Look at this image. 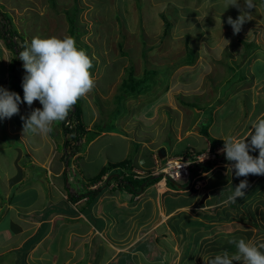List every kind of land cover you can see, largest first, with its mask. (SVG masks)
Returning a JSON list of instances; mask_svg holds the SVG:
<instances>
[{
    "label": "rangeland",
    "instance_id": "rangeland-1",
    "mask_svg": "<svg viewBox=\"0 0 264 264\" xmlns=\"http://www.w3.org/2000/svg\"><path fill=\"white\" fill-rule=\"evenodd\" d=\"M240 2L243 4L244 0ZM253 3L255 7L249 10L251 20L242 26L238 34L233 33L227 19L229 16L237 19L240 12L235 7L225 8L224 0H0V11L10 19L9 26H13L28 45L37 36H72L67 13L77 9L76 31L72 37H75L78 48L85 50L93 59L94 66L90 71L96 87L87 95L90 104L85 102L84 105L82 99L77 103L83 126L95 119L94 131L118 132L120 127L126 130L133 125L135 134L141 137H155L159 133L171 131L174 138L183 140L195 133L198 123L203 120L201 131L204 126H209L211 137L224 141L229 138L247 139L253 132V122L258 118L264 119V79H259L254 71L257 64H264V0H253ZM165 19L170 23L169 28L166 27ZM243 41L257 48L250 59ZM190 49L197 52L194 62L191 65L182 64ZM233 63L241 66L238 70L246 76L245 80H229L231 74L228 69ZM132 69L137 80L126 81ZM153 69L158 71L155 80H142L146 70ZM10 81L9 90L24 95L22 79L13 77ZM125 81L137 89L142 87V96L138 95L136 100L126 99V92L131 89L123 86ZM3 87L7 88L6 85ZM189 103L199 107L190 108L186 105ZM122 116L123 119L117 121ZM59 123L54 124L53 131ZM188 144L191 146L186 147ZM201 144L204 146L203 135L196 134L178 147L193 150ZM10 145L16 156L14 142H0L1 148ZM85 146L89 148L88 142H85ZM137 147L139 151L141 146ZM257 152L250 154L257 157ZM103 160L105 157L100 161ZM220 163L221 167L216 169V178H220L217 184L225 185L222 174H228L225 165L229 162L222 160ZM26 165L27 162L19 165L17 172L20 174L17 178L23 176V186L28 187V190L33 180L32 188L26 195H15L14 200L27 205L34 202L32 205H35L37 199L34 195L38 192L35 184L44 188L48 186L39 170H32V180L27 178L24 170ZM228 175L235 177L234 172ZM261 176L264 177H245L250 190L235 202L229 200L231 193L227 191L226 202L215 208L216 212L207 213L211 217L207 221H197L194 215L192 218L195 221L181 218L170 220L167 221L169 228H166L170 231H163L164 227L159 224L153 228H150L151 224L147 227L149 222L145 228L136 225L129 229L130 235L123 237L118 247L125 253H132L134 259V254L137 256L138 252L129 251V245L146 232L142 237L149 238L151 243L158 238L160 242L169 243L168 254L176 256L175 264H204V260L214 258L224 251L230 254L235 252V246L229 243L233 237L250 240L258 246L264 243V178L261 179ZM201 182L203 185L206 179H201ZM239 183L231 180L230 192L233 193ZM261 186L262 189L259 188ZM56 206L65 211L69 209L62 202ZM108 217L115 222L112 216ZM108 226L104 231L106 238L116 236L118 239L119 231L126 232L125 235L128 232V229L119 227V231H113L112 226ZM11 229L10 216H0V232L8 234ZM42 232L46 233V227ZM165 233H169V236H165ZM142 245L148 248L147 241ZM13 246L18 245H0V264H38V260L42 259L36 257L35 252H30L28 246L12 256L7 252ZM113 247L117 249V245ZM146 248L139 247L142 251ZM91 249L88 243L81 244L78 251L74 249L77 257H80L77 263L90 264ZM116 255L118 253L111 254L106 249L98 264H110L114 260L117 262ZM134 264L150 262L138 257ZM165 264L173 263L165 259Z\"/></svg>",
    "mask_w": 264,
    "mask_h": 264
},
{
    "label": "crops",
    "instance_id": "crops-1",
    "mask_svg": "<svg viewBox=\"0 0 264 264\" xmlns=\"http://www.w3.org/2000/svg\"><path fill=\"white\" fill-rule=\"evenodd\" d=\"M14 59V54L7 49L0 36V86L6 85L7 89L11 87L10 80L13 77L22 79L24 75L13 70ZM16 83L20 84L19 80H16ZM125 98L135 99L134 97ZM82 100L84 105L85 102L90 104L87 96ZM20 107L22 108L20 114L10 119L0 120V142H14V148H16L15 156V153L11 151L13 144L7 148L0 147V183L3 191L0 193V216H10L12 226L8 234L0 232V245H18L9 248L7 253L10 255L21 252L25 250L24 247L28 246L30 252H35L36 257L42 258L38 260V264H77L80 257H77L73 250L78 251L84 243L92 247L90 260L95 256L105 254L106 249H109L111 254H117L124 251L118 246L123 237L130 235L129 229L136 225L145 228L147 222H149L147 227L151 224L150 228H153L159 224L164 227L163 231H170L166 229L169 228L167 221L170 220L174 221L179 218L194 220L192 218L194 215L197 221H207L211 218L207 213L216 212L214 209L226 202L227 191L232 190L231 180L240 182L245 178L231 177V175L221 173L225 185L217 184L220 178H216V169L210 170L207 165L201 166L198 173L199 176L202 175L198 179H206L200 189H190L188 184L173 182L167 183L160 191H157L154 185L145 188H143L144 185H141L142 187L137 185L134 188L130 184L131 181L154 179L157 164L165 163L169 158L194 156L193 153L198 154L200 151L204 154L202 156H205L208 147H211V143L205 136H203L204 146L201 144L197 149L186 148L190 144L186 145L185 149L178 147L189 137L202 133L200 125L203 120L198 123L195 133L183 140H177L171 131L164 134L158 132L159 134L155 137L152 135L147 138L138 136L135 134L133 125L126 127L125 130L117 124L120 127L118 132L115 130L94 131L95 119H93L83 126L85 134L74 139L68 136L64 123L66 120L60 122L47 136L24 135L21 116L28 115L34 108H42V105L36 101L32 108H29L26 103L21 104ZM94 107L97 108L96 105ZM170 136H172L171 139ZM91 137L93 139L88 142ZM85 142H88V149ZM99 143L101 146L98 145ZM95 145H97L95 150L90 152ZM137 145L141 146L139 151ZM58 148L59 150L56 151ZM161 149H165V159L159 158L158 152ZM131 153L133 155L130 156ZM103 157L105 160L100 161ZM116 159H118L117 162ZM127 161L130 162V166L114 167L115 164L119 166V163ZM25 162H27L24 169L27 172V178L34 173L32 170H39L42 172L41 178L48 186L44 188L35 184L36 187H34L38 189L34 195L37 199L35 205H32L34 202L27 205L14 200L15 195H26L32 188L31 177L29 190L28 187L23 186V176L21 179L17 178L20 174L17 168ZM108 164L113 167L101 176ZM150 175L152 176L147 177ZM109 178H112L111 182H108ZM262 178L264 177L261 176ZM122 184L127 185L128 188L121 187ZM16 185L19 186L13 188ZM248 188L245 194L249 192ZM259 188L262 189V186ZM230 191L229 193L232 194ZM203 200L205 201L202 204ZM58 202L67 205L69 209L65 211L58 208L56 206ZM45 207L46 209H43ZM28 209L32 211H27ZM179 213L182 214L177 216ZM108 216H112L115 222L113 223ZM109 224L114 229L113 231H119V227L128 229V232L125 235L126 232L119 231L118 239L116 236L106 238L104 231ZM45 227L46 233H43L42 230ZM145 235L146 232L142 236ZM97 236L100 239H96ZM131 236L133 238V234ZM142 236H138L131 246L129 245V251L136 248ZM165 236H169V233H165ZM113 246L117 249L114 250ZM137 254V256L134 254V257H142L141 254Z\"/></svg>",
    "mask_w": 264,
    "mask_h": 264
},
{
    "label": "clouds",
    "instance_id": "clouds-1",
    "mask_svg": "<svg viewBox=\"0 0 264 264\" xmlns=\"http://www.w3.org/2000/svg\"><path fill=\"white\" fill-rule=\"evenodd\" d=\"M230 6L237 8L240 12L237 19L231 16L227 19L233 33L238 34L242 26L251 20L249 10L255 5L253 0H244L243 4L240 0H224V7L228 9ZM14 41L16 43L15 58L21 61L25 72V75H22L24 95L21 98L19 93L0 86V120L10 119L20 114L21 104L26 103L29 108H32L33 103L39 101L42 108H34L28 115L21 116L24 135L47 136L53 131L55 123L66 120V124L70 117L74 118L75 125L78 124L79 121L73 114L76 111L74 106L95 87V79L90 71L94 66L93 59L85 50L78 48L77 41L72 36L45 38L37 36L25 47L20 38L16 37ZM71 111L73 113H70ZM252 129V134L245 140L229 138L224 140L223 147L215 150L209 146L205 157H210V153L220 148L221 154L215 159H205L204 163L195 168L208 165V168L218 169L217 167H221L220 161L223 160L226 163L229 162L225 165L228 174L234 172L237 178L264 175V119L258 118L254 121ZM68 136H71L69 132ZM257 150L258 157L250 154ZM193 154L194 156L204 155ZM199 170L200 168L193 178L201 177L198 174ZM157 179L159 181V178ZM157 182L152 185L155 186ZM188 186L190 189L194 188V186ZM248 187V180H241L229 196V200L235 202L237 198H243L245 189ZM229 243L235 246V252L230 254L224 251L222 254L215 255L214 258L204 260V264H241V262L242 264H264V251H261L264 249V243L257 246L250 240L235 237L230 239Z\"/></svg>",
    "mask_w": 264,
    "mask_h": 264
},
{
    "label": "trees",
    "instance_id": "trees-1",
    "mask_svg": "<svg viewBox=\"0 0 264 264\" xmlns=\"http://www.w3.org/2000/svg\"><path fill=\"white\" fill-rule=\"evenodd\" d=\"M76 10L77 9H74L75 12L67 13V20H68V22L70 24V32L72 33V36H73V33L76 31V25H75V23H76ZM5 16L6 15L0 11V36L4 40L7 49L11 50L12 53L14 54L15 53L14 52V48L16 46L14 38H16V37L20 38V40H21V42L23 44V47H25L26 41H25V39H23V36H21L18 33V31H16L14 29L13 26H12V28L9 26V20L10 19H8ZM165 23H166V27L169 28L170 27V23H168L166 21V19H165ZM244 44H245V50H246V53H247V57H248V59H250V57L253 56L254 51L257 48H254L252 44H248L247 42H244ZM14 56H15V54H14ZM196 56H197V52H195V51L190 49L189 52L186 53V56L183 59L182 64L191 65V63L194 62V58ZM239 68H241V66L238 65V64H235V63H233L229 67L228 70H229V73L231 74V79H229V80L242 81V80L246 79V76L241 71L238 70ZM167 69H169V68H167ZM167 69H165L166 72L168 71ZM13 70H17L18 72H21V73H23L25 75V72H24V69H23V64L21 63L20 60H18L16 58L13 60ZM254 71H256V75H257V77L259 79H264V64L263 63L257 64V66L254 68ZM157 75H158V71H156L154 69L153 70H146L145 76L142 78V80H155V77ZM127 80H137L134 77V75H133V69L131 70V73L129 74V77L126 79V81ZM126 81L123 83V86L124 87H129L131 89L130 92L127 90L126 97H129V98L130 97H134L135 98L138 95H141L143 93L142 87L140 89H137L135 87V85L129 86L126 83ZM77 105L78 104H76L74 106L76 111L74 113L71 111L70 113H73L76 116V119L79 121V123L74 125L73 129H70V130L67 129L68 132L70 133V135L72 136V138H74V139H78L81 135L85 134V132H86L85 128L81 124L80 116H79V110H78V106ZM186 105L189 106L190 108L199 107V106H197V104H192V103H189V104H186ZM210 117H212V113H211ZM209 121L210 120H208V122H207L208 124H209ZM208 128H209V126H204L202 128L201 135L205 136L209 140V142L211 143V149L215 150L216 148L223 147L225 141H223L222 139H214V138H212L211 135L209 134V129ZM92 139H93L92 137L89 138L88 142H90ZM186 154H188V152ZM198 154H201V152H198ZM256 156L258 157V152H257ZM127 165L130 166V162L129 161L119 163V166H117L115 164L114 167H126ZM112 167L113 166L110 165L108 168H105L102 171L101 176H104L107 173V170L111 169ZM145 179H147V178H145ZM157 181H158L157 178H155V179L150 178V179H147V180H144V181H131L130 184L133 187L134 186L137 187V185H139V186L144 185L143 188H145V187H148V186L152 185L153 183H155ZM121 187L128 188V186L125 185V184H122ZM159 239L160 238L155 239V242L151 243L149 238H145L144 239V237H143L140 240V242L136 245V248L133 249L132 251H138V253L141 254L142 257L145 258L148 262H150V264H165V259H167L169 261V263L172 262L173 264H175L176 256L174 254L172 256L168 254L169 253V249H168L167 245H169V243L165 244L162 241L164 243L163 244L162 242L159 241ZM145 241H147L148 248H146L144 245H142ZM153 244L155 245V247L152 248ZM140 246H143L144 248H146V250L145 251L140 250L139 249ZM171 252L173 253V250ZM100 256H102V255L95 256L94 258L92 257L93 259L90 260L89 263L90 264H98L100 259H101ZM115 258H117V262H114L115 261L114 260L110 264H134L135 261L138 260L137 257H134V259H135L134 260L132 258V254L130 255L129 253H125L123 251L119 252L118 255H116ZM77 264H80V263H77Z\"/></svg>",
    "mask_w": 264,
    "mask_h": 264
},
{
    "label": "built area",
    "instance_id": "built-area-1",
    "mask_svg": "<svg viewBox=\"0 0 264 264\" xmlns=\"http://www.w3.org/2000/svg\"><path fill=\"white\" fill-rule=\"evenodd\" d=\"M66 128L73 129L75 125L74 118L70 117L66 122ZM220 149L210 153V157L207 156H178L174 158L167 159L164 164H157L154 175L159 178V181L155 184L157 191H160L163 186H166L167 183H184L194 188L198 189L202 182L199 179L192 178V171L194 168L201 163L205 162V159H215L217 155H220ZM202 177V175H201ZM198 178V177H197Z\"/></svg>",
    "mask_w": 264,
    "mask_h": 264
},
{
    "label": "water",
    "instance_id": "water-1",
    "mask_svg": "<svg viewBox=\"0 0 264 264\" xmlns=\"http://www.w3.org/2000/svg\"><path fill=\"white\" fill-rule=\"evenodd\" d=\"M159 158L160 159H165L166 158V152H165V149H161V150H159ZM258 155H259V152H258ZM200 167H197V168H195L194 170H193V172H192V178L195 176V174H196V172L198 171V169H199ZM112 180V178H109L108 179V182H110ZM204 201L205 200H203L202 201V204L204 203Z\"/></svg>",
    "mask_w": 264,
    "mask_h": 264
}]
</instances>
